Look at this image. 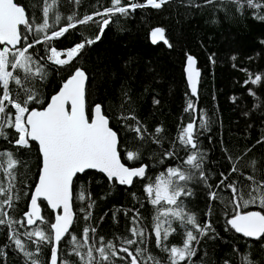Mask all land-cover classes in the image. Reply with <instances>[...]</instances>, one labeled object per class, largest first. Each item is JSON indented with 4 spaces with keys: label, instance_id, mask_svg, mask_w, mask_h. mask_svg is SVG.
<instances>
[{
    "label": "trees",
    "instance_id": "16d2710c",
    "mask_svg": "<svg viewBox=\"0 0 264 264\" xmlns=\"http://www.w3.org/2000/svg\"><path fill=\"white\" fill-rule=\"evenodd\" d=\"M14 2L25 6L29 16L34 14L37 24L42 23L43 0ZM130 2L132 0H122L123 5ZM135 2L144 3L145 0ZM261 2L264 3V0ZM110 6L111 0H79V5L75 0H59L57 8L50 15L54 19L58 12L65 17L57 26L58 30L66 25V17L73 13L82 19L85 15L102 12ZM260 15H264V8L260 10ZM104 18L107 17H94L93 22L69 29L50 45L38 44L34 50H30L38 51L44 57V62L49 64L48 79L37 85L43 93L42 99H48L69 74L66 68L47 60L48 53L45 49L55 46L58 50H67L86 38L94 39L101 35L99 26ZM156 27L165 30L167 44L163 41H149L148 34ZM42 37L43 34L37 38ZM28 42L31 43L32 40L29 39ZM188 55L195 58L196 68L200 72L196 95L189 92L183 77V64ZM74 66L82 67L88 76L86 112L90 113V108L95 104L102 105V112L109 118V126L118 133V154L126 166H139L141 163L148 165V175L154 179L159 172L171 165L173 161L164 159L163 154L171 148L181 126L186 125L196 114L185 111L191 102L195 109L207 115V127L198 130V140L200 150L205 153L204 169L209 175L212 188L215 189L221 180V173L227 176L230 172L232 162L229 161V156L237 163L240 172L233 173L228 182L239 179L248 184L244 176L253 174V161L256 162L257 180L264 179V81L258 85L245 84L249 73L253 78L264 73V19L256 18V9L245 6L241 13L237 11L235 4L226 3L225 0H214L211 5L206 4L205 0H192L191 4L189 0H169L160 9L148 6L135 11L129 10L126 17L117 14L113 18L100 40L82 50L74 61ZM12 87L15 88V85ZM250 89L255 96L250 95ZM129 113L134 114L153 135L157 126L163 129L160 134L162 142L144 143L139 161L126 158L127 151L135 150L142 144L128 127L134 125L135 121L123 118ZM8 134L10 139H15L17 135L12 129L8 130ZM4 148L16 151L14 146L0 140V149ZM237 157L241 159L236 161ZM20 159L27 161V167L22 162L16 169V190L21 198L14 201L15 210L9 211L14 220L23 221L39 166V156L33 142L31 150L20 149ZM161 159H164L163 164L159 163ZM0 180L7 184V177L3 172H0ZM146 183L147 179L134 178L132 186L124 187L114 181L110 182L97 172L78 174L75 178L77 191L81 185L88 189L95 207L89 209L92 217L85 221L81 208H87V201L82 203L74 197L76 223L70 231L81 238L85 226L95 227L97 246L99 237L103 236L106 241L112 240L119 248L120 241L117 237L131 238L128 229L132 227L134 213L128 211L125 215V212L138 209L144 217V226L149 229L147 238L151 253L167 261V254L156 248L155 236L151 234L154 208L147 202V194L144 192ZM189 187L192 194L184 198L188 211L195 213L201 224L210 222L212 226V231L200 237L198 245L194 244L197 254L191 264H225L226 260L230 264H239L240 254L249 249L252 260L264 264V239L244 238L227 224L234 206L229 205L225 209L221 201H212L209 198L210 189L204 186L203 181H193ZM222 195L229 197L230 190ZM38 204L42 215L51 223L52 212L42 201H38ZM117 209L120 211L117 212ZM240 211L262 209L258 204H251L247 208L241 207ZM174 226L178 228V234L170 237L169 246L182 243L184 238L183 230L178 225ZM15 228L21 233L28 230L25 223L15 224ZM21 238L24 239L23 236ZM70 238L67 236L62 240V249L68 245ZM5 245L8 247L4 254H0V264H25L23 254L8 240L6 225L0 226V248ZM137 246L142 245H134L130 251H134ZM49 250L50 245L42 249L40 259L44 264H47ZM121 255L128 264L131 257L126 253ZM71 259L77 261L76 256ZM114 264H125V260L116 259Z\"/></svg>",
    "mask_w": 264,
    "mask_h": 264
},
{
    "label": "snow or ice",
    "instance_id": "6c2138e0",
    "mask_svg": "<svg viewBox=\"0 0 264 264\" xmlns=\"http://www.w3.org/2000/svg\"><path fill=\"white\" fill-rule=\"evenodd\" d=\"M75 2L79 5V0ZM168 2L169 0H145L144 3H138L132 0L129 4L123 5L122 0H111V6L104 8L102 12L85 15L82 19L77 18L76 13L67 16L66 25L56 30L65 19L58 12L54 19L50 15L57 8L59 0L51 2L43 0V21L39 24L34 14L29 16L25 6L18 5L14 0H0V140L16 148V151L0 149V172L7 177V184L0 180V226H7L8 240L23 254L25 264H44L40 256L46 245L51 246L50 264H77V261L79 264H114L116 259L125 260L127 264L121 253L131 257L130 264H182V262L191 264L197 254L194 244L198 245L200 237L212 231L211 223L201 224L196 214L188 211L185 204L184 198L192 194L189 185L193 181H203L204 186L210 189L209 198L224 203L225 209L229 205L234 206V212L227 219V224L235 232L243 234L246 238L264 239V179L256 178V162H252L253 174L244 176L248 184L239 179L228 182L233 173L240 172L237 163L229 156V161L232 162L231 170L227 176L224 173L220 174L221 180L213 189L209 184V175L204 169L205 153L200 150L198 140V130L207 127V115L195 109L191 102L185 111L196 114L186 125L181 126L171 148L163 154L164 159H171L173 163L159 172L154 179L148 175V165L141 163L138 167H127L121 163L118 154V133L109 126V118L102 112L101 104H96L91 113L86 112L88 76L82 67L74 66L79 54L86 46L100 40L105 28L113 22L117 14L126 17L129 10L135 11L148 6L160 9ZM213 2L214 0H205L208 5ZM225 2L235 4L237 11L241 13L245 6L256 9V18L264 19V15H260V10L264 8L261 0ZM189 3L191 4L192 0H189ZM105 16L107 18L102 19L99 26L101 35L95 36L94 39L86 38L67 50H58L55 46L45 49L48 53L47 60L66 68L69 74L59 91L51 95L50 100L42 99L43 93L37 85L48 79L49 64L44 62V57L40 56L38 51L30 50H34L38 44L50 45L69 29L93 22L94 17ZM41 34L42 39L37 38ZM151 35L154 43L157 41L168 43L165 30L161 27L153 29ZM29 39L32 40L31 43L28 42ZM62 56L64 58H61ZM195 65V58L188 55L186 72L193 95L197 93V81L200 76ZM262 81L264 73L257 74L254 78L249 73V79L245 84L258 85ZM249 93L255 96L251 89ZM68 104L71 106L70 110L66 107ZM123 118L135 121L134 125L128 127L135 133V138L142 142L135 150L127 151L126 158L139 161L143 154V144L149 141L160 144L163 129L157 126L153 135L134 114L129 113ZM9 129L17 134L15 139L9 138ZM32 142L38 145L40 159L38 182L31 194L28 211L24 212L23 221L14 220L9 210H15L14 201L21 198L19 191L16 190L18 182L16 169L22 162L27 167V161L20 159V149L31 150ZM181 153L186 155L182 156ZM164 159L159 163L163 164ZM240 159L241 157H237L236 161ZM92 169L99 170L110 182H118L119 185L132 186L134 178L148 180L144 192L147 194V202L154 208L151 234L155 236L156 248L167 254V261L151 253L147 238L149 229L144 226V217L140 215L138 209H129L125 212V215L128 211L134 213L131 219L132 227L128 229L131 238L117 237L120 241L119 248L112 240L106 241L103 236L99 237L97 246L95 227L85 226L81 238L70 231L76 223L73 211L74 197L82 203L87 201V208H81L84 220L88 221L92 217L89 209L95 207V201L91 199L90 192L83 185L78 191L75 186L78 174H84L86 170ZM229 190V197L222 195ZM41 197L53 210L63 209L62 214L58 213L55 216L54 223H50L42 215L38 204ZM251 204H258L262 211H240L241 207L247 208ZM119 211L117 209V212ZM225 214L228 215L227 212ZM24 222L28 230L21 233L15 228V224ZM174 225L183 230L184 238L182 243L169 246L170 237L178 234V228ZM67 236L71 238L68 245L62 249L60 244ZM138 244L142 246L130 251L132 246ZM7 247L8 245H5L4 248H0V254H4ZM72 256H76L77 261H73ZM225 264L230 262L226 260ZM239 264L259 262L252 260L249 249L240 254Z\"/></svg>",
    "mask_w": 264,
    "mask_h": 264
},
{
    "label": "water",
    "instance_id": "95a60500",
    "mask_svg": "<svg viewBox=\"0 0 264 264\" xmlns=\"http://www.w3.org/2000/svg\"><path fill=\"white\" fill-rule=\"evenodd\" d=\"M19 5V4H18ZM153 29H155V28H153ZM152 29V30H153ZM152 30L149 32V34H148V39H149V41L151 42V43H154L153 42V39H152V35H151V33H152ZM157 42H160V41H157ZM157 42H155V43H157ZM186 66H187V57L185 58V60H184V64H183V77H184V80H185V84H186V86H187V89L189 90V92L192 94V91H191V86L189 85V82H188V79H187V72H186ZM196 66V65H195ZM198 70V69H197ZM66 79H67V77H66ZM65 79V80H66ZM198 82V81H197ZM63 83V82H62ZM62 83L59 85V87L56 89V91L54 92V93H52L51 95H53V94H55L56 92H58L59 91V88H60V86L62 85ZM51 95L48 97V100H50V97H51ZM193 95V94H192ZM96 105V104H95ZM95 105H93L91 108H90V113H91V111H92V109L94 108V106ZM46 106V105H45ZM66 107L70 110V104H68V105H66ZM34 143V142H33ZM35 144V146H36V149H37V153H38V145L36 144V143H34ZM38 156H39V153H38ZM122 163V162H121ZM39 165H40V159H39ZM126 166V165H125ZM140 166V165H139ZM128 167V166H127ZM132 167H138V166H132ZM86 171H91V172H97V173H100L103 177H105L106 179H107V177H106V175L104 174V173H101L99 170H95V169H92V170H86ZM108 180V179H107ZM38 182V172H37V176H36V179H35V181H34V184H33V186H32V188H31V191H30V195H29V199H28V202H27V206H26V210H25V212L26 211H28V206H29V204H30V200H31V194L34 192V189H35V184ZM117 185H119L118 184V182H115ZM120 186H124V187H128L127 185H120ZM38 201H42L43 203H44V205L46 206V208L48 209V210H50L51 212H52V221H51V223H54L55 222V216L59 213V214H62L63 213V209L62 208H59V209H56V210H53L49 205H48V203H47V201L44 199V198H39L38 199ZM24 215V214H23ZM25 223V225H26V222H24ZM27 226V225H26ZM235 231V230H234ZM236 234H238V235H240V236H242V237H244L243 236V234H241V233H237V232H235ZM244 238H246V237H244ZM247 239H249V240H255V239H253V238H247ZM50 256H51V246H50V250H49V255H48V260H47V264H50ZM130 262H131V258H130ZM130 262H129V264H130Z\"/></svg>",
    "mask_w": 264,
    "mask_h": 264
},
{
    "label": "flooded vegetation",
    "instance_id": "af4514ba",
    "mask_svg": "<svg viewBox=\"0 0 264 264\" xmlns=\"http://www.w3.org/2000/svg\"><path fill=\"white\" fill-rule=\"evenodd\" d=\"M129 262H130V260H129ZM129 262H128V264H129Z\"/></svg>",
    "mask_w": 264,
    "mask_h": 264
},
{
    "label": "rangeland",
    "instance_id": "374dc122",
    "mask_svg": "<svg viewBox=\"0 0 264 264\" xmlns=\"http://www.w3.org/2000/svg\"><path fill=\"white\" fill-rule=\"evenodd\" d=\"M61 58H64L63 56Z\"/></svg>",
    "mask_w": 264,
    "mask_h": 264
}]
</instances>
